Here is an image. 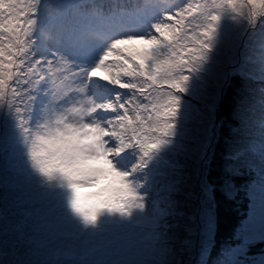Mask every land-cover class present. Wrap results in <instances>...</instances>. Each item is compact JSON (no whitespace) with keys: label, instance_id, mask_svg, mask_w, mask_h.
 <instances>
[{"label":"snow or ice","instance_id":"1","mask_svg":"<svg viewBox=\"0 0 264 264\" xmlns=\"http://www.w3.org/2000/svg\"><path fill=\"white\" fill-rule=\"evenodd\" d=\"M40 2L0 0V105L14 111L23 132L19 143L0 135V162L6 161L14 174L8 184L14 199L0 209V264H99L102 251L121 243L93 230L99 216L145 207L129 172L116 159L137 146L148 157L164 142L178 103L171 90H184L188 77L182 71L203 56L219 19L218 11L209 8L244 14L247 6L254 18L264 13V0L174 5L178 11L163 12L175 23H146L133 34L123 32L113 17L99 40L62 49L33 32ZM80 7L85 11L70 10L62 23L82 28L99 22L96 3ZM149 29L163 38L158 40ZM122 32L127 39L116 38ZM61 51L71 64L60 57ZM114 54L116 60H106ZM100 69L110 73L104 82L94 79ZM120 88L132 90L128 100L122 99ZM137 90L139 102L132 99ZM53 114L61 115L68 130L58 151L47 140H34L37 122Z\"/></svg>","mask_w":264,"mask_h":264},{"label":"rangeland","instance_id":"2","mask_svg":"<svg viewBox=\"0 0 264 264\" xmlns=\"http://www.w3.org/2000/svg\"><path fill=\"white\" fill-rule=\"evenodd\" d=\"M80 1L41 0L33 32H38L40 39L57 49L80 48L95 41L96 38L87 33V26L73 28L62 23L70 10L85 11ZM121 2L99 0L97 4L107 12L101 14L102 18H108L107 24L104 23L107 28L114 17L128 34L139 31L146 23L160 20L175 23L171 16L165 15L163 8L185 7L196 2L211 4V0ZM213 10L218 11L219 19L207 41L209 47L190 69L182 71L188 77L183 84L184 90H171L178 97V103L175 115L170 118L173 127L163 137L164 142L148 157H144L137 146L127 148L116 159L117 166L129 172V181L143 197L140 202L145 207H133L126 214L105 211L99 216L93 230L102 238L115 237L121 241L101 252L99 264H203L208 260L214 209L206 171L220 125L216 112L233 74L241 75L243 81L233 111L238 125L232 132L227 170L235 172L242 167L252 170L254 178L246 187L250 200L248 214L237 227L234 241L222 244L212 264H264V13L250 17L247 6L243 8L244 14L209 8V12ZM173 11L178 9L173 8ZM41 17L45 22H41ZM148 31L157 35L158 40L163 38L154 29ZM123 32L116 38L127 39ZM60 57L65 63H72L71 57L62 51ZM116 59V54L106 58L107 61ZM99 72L94 79L101 82L104 76L110 75L104 69ZM122 81L130 82V78L122 77ZM161 87L168 90L166 85ZM119 91L125 100L132 95L129 89L120 88ZM139 95L137 90L132 99ZM131 107L133 104L129 101ZM129 115L135 116V113ZM5 134L18 143L23 140L17 115L7 105H0V135ZM12 178L14 174L8 170L7 162H0V209H7L14 199L8 188ZM225 190L229 194L235 192L229 181L225 183ZM55 207L51 205V210ZM8 218L12 219L11 212ZM256 243H262V250L252 252L250 245Z\"/></svg>","mask_w":264,"mask_h":264},{"label":"trees","instance_id":"3","mask_svg":"<svg viewBox=\"0 0 264 264\" xmlns=\"http://www.w3.org/2000/svg\"><path fill=\"white\" fill-rule=\"evenodd\" d=\"M98 1L81 0L80 5L86 6L91 2L97 4ZM122 4H126V2ZM102 5L104 6V4ZM98 7L99 9L96 8L93 11L101 18L99 20V23L102 24L101 26L107 29L104 23L107 24L105 20L108 21V18H102L101 15L102 13L103 15L107 14V12L102 10L99 5ZM103 8L106 9L107 6ZM85 29L89 35L96 38L89 26L85 27ZM242 81L241 75L233 74L230 76L221 95L220 106L218 108L220 125L210 151L206 171L207 181L211 186L210 194L214 209V230L208 260L203 264H212V259L218 254L222 244L226 241H234L232 239L234 238L236 229L242 219L247 216L249 210L250 200L246 192V187L251 182L252 177L254 178L252 170L247 171L242 167L235 172L227 170V161L231 155L229 154V148L232 140V132L238 125L233 111L236 105V96L241 89ZM227 181L235 189V192L232 194L227 193L225 190V183ZM250 246L252 252L261 251L263 247L262 243H256Z\"/></svg>","mask_w":264,"mask_h":264},{"label":"clouds","instance_id":"4","mask_svg":"<svg viewBox=\"0 0 264 264\" xmlns=\"http://www.w3.org/2000/svg\"><path fill=\"white\" fill-rule=\"evenodd\" d=\"M90 29L95 34L96 40H99L100 35L106 30L99 22L92 24ZM66 135L68 130L64 128V121L60 114L45 115L37 122L34 130L35 142L42 143L47 140L57 151L59 150L58 142L64 141Z\"/></svg>","mask_w":264,"mask_h":264},{"label":"water","instance_id":"5","mask_svg":"<svg viewBox=\"0 0 264 264\" xmlns=\"http://www.w3.org/2000/svg\"><path fill=\"white\" fill-rule=\"evenodd\" d=\"M217 117H216V121H219V113H218V110H217Z\"/></svg>","mask_w":264,"mask_h":264}]
</instances>
